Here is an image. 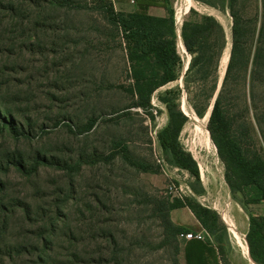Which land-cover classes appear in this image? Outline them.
Segmentation results:
<instances>
[{"label": "trees", "instance_id": "trees-1", "mask_svg": "<svg viewBox=\"0 0 264 264\" xmlns=\"http://www.w3.org/2000/svg\"><path fill=\"white\" fill-rule=\"evenodd\" d=\"M135 1L139 2L141 11L125 14L116 12L109 0L84 3L0 0V134H7L13 141L0 151V264H63L56 262V258L60 257L57 251L64 250L65 244L66 264H140V256L134 255V251L142 250L146 244L142 237L138 238L139 226L128 240L119 230L112 220L115 210L102 201L98 182L85 192L87 216L81 221L78 219L79 228L72 229L70 217L78 211L82 193L76 186V178L81 181L83 169L108 168L118 161L138 173H146L149 166L130 154L123 139L110 142L109 154H99L96 148L87 154L88 148L82 147L75 158L69 156V150H54L44 142L33 144V138L46 128L29 114L37 98L28 93L23 96L19 88L24 82L10 76L22 73L23 64L18 60L24 54L52 55L54 62L65 53L66 43H56L55 35L66 32V18L73 10L97 16L92 18V26L87 30L98 34L94 40L103 39L98 43L100 47L107 49L111 44H118L126 54L130 83L118 88L124 90L132 102L119 117L130 115L131 109L148 113L153 110V94L181 80V85L157 96L167 114L166 125L157 133V146L169 165L187 171L201 186L196 162L178 142L187 122L179 104L180 95L184 93L194 114L198 118L208 117L207 131L223 164L229 194L248 217L245 234L248 255L254 264H264V216L250 212L251 206L264 204V0H194L228 14L231 19L229 44L223 26L213 16L185 19L178 33L172 7L175 0H160L165 17L148 15L144 6L148 7L149 3ZM248 2L253 9L248 8ZM189 14L196 15L193 9ZM44 39L50 41L45 43ZM180 44L185 58L188 57L186 70H183L185 61L179 53ZM227 47L229 57L221 77L219 67ZM93 49L94 46H89L77 52V65L82 64ZM44 77L49 88L56 85V76ZM27 78L29 82L36 81L33 76ZM54 96L49 91L45 98L52 103ZM149 117L154 120L151 113ZM51 121L53 127L61 125L73 134L69 120ZM96 122L90 117L77 129L78 134L90 132ZM46 169L65 176L61 185L38 196V199H47L44 203L27 202L23 192L11 196L8 176L12 172L23 180L24 189L33 188L36 193L40 187L35 181ZM104 192L110 197L111 191ZM146 203L151 206L150 217L160 229L154 250L163 252L166 264H179L177 238L185 231L170 219L169 213L175 208L190 209L214 238L222 256L225 248L230 247L226 228L218 227V214L210 209L168 197L151 198Z\"/></svg>", "mask_w": 264, "mask_h": 264}, {"label": "rangeland", "instance_id": "rangeland-1", "mask_svg": "<svg viewBox=\"0 0 264 264\" xmlns=\"http://www.w3.org/2000/svg\"><path fill=\"white\" fill-rule=\"evenodd\" d=\"M75 1L84 3L90 0ZM181 2L182 0L172 2L174 17ZM135 3L126 2L125 6L128 9L134 6ZM191 3V6L189 4L185 5L183 12L181 10L177 14L181 17L179 23L174 19L178 32L185 19L195 20L202 15H210L215 17L223 26L229 44L231 19L228 14L201 5L194 0ZM247 5L250 9L254 8V6L251 7L250 2ZM186 8L193 9L196 15L191 16ZM96 17L84 10L69 12L68 18H66V32H59L55 35L56 43H66L63 46L67 48L64 51L65 53L54 59V62L52 61V55L46 57V54H36L31 57L29 54H24L18 60L19 64H23L22 73L10 76L20 78L21 83L24 82L19 88L23 96L28 93L37 98L31 105L33 106V112L29 114L38 124H45L46 128L39 136L33 138V144L44 142L43 144L54 148V150H69L71 152L69 156L75 158L78 149L82 147L88 148L87 154L91 153L93 148H96L99 154H109L111 152L110 142L113 139H123L127 142L130 154L142 160L150 168L146 173H138L127 164L122 165L116 161V164L108 168L83 169L81 181L76 178V186L81 189L82 195L79 198L78 211L73 212L74 215L70 217L72 229L75 228L74 226L79 228L77 225L78 219L81 221L87 216L84 209L85 192H87L89 186H93L98 182V186L101 188L99 192L102 201L110 207L113 206L115 212L112 213V220L115 224H118L119 230L125 233L124 236L127 240L131 237L136 226H139L136 230L140 233L138 238L142 237L145 240L144 243H146L142 250L134 251V255L138 254L140 256V264H166L163 252L154 250V246L159 240L160 229L157 227L158 223L150 217L151 206L146 202L155 197H168L171 199L176 194L175 190L178 187V182L173 184L170 193L167 189V178L161 173L155 162L154 154H161V152L157 146V134L154 135L153 131L156 129L158 133L167 122V114L164 106L157 98L158 94L166 89L181 85V80L157 90L151 98L153 110L148 113L131 109L130 115L119 117L123 112L122 110L132 102L130 96L124 90L118 88V86H128L130 83L128 81L129 68L125 58L126 54L118 44H111L108 47L109 49L98 45V43L103 42V39L94 40V37L98 34L95 31L87 30V27L92 26V18ZM98 23L101 24V22ZM43 41L48 43L50 40L44 39ZM90 41L91 44H89ZM89 46H94L95 49L89 50L91 55L86 56L83 63L77 65V52L81 53ZM58 51L61 52V46H59ZM179 53L186 62L180 45ZM64 67L66 68L64 69ZM185 67L186 63L184 69ZM57 68H63L64 70ZM220 72L221 69L219 68V75L221 76ZM49 74L52 77L56 76V85L52 88H49V84L44 80V76ZM29 75L33 76L36 81L29 82L27 78ZM49 91L55 94L52 103L45 98L46 93ZM179 104L181 111L187 117V122L178 137V142L192 156L198 166L199 173L200 167H202L204 176L200 173V186L186 171L188 176L182 181L185 192L182 199L178 200L198 204L217 213L219 218L218 227L224 226L226 228L228 242L231 236L239 255L238 258L233 257V250L229 243L230 247L225 248L223 253L224 263L244 264L245 259H243V256L247 245L245 236L240 234V219L244 220V214L240 212L241 207L232 200L229 194L224 180L223 164L217 156L216 148L211 142L207 131V119H204L205 117L198 118L194 114L184 93L180 95ZM149 113L153 115V121L150 120ZM90 117L97 120L95 127L88 133L78 134L77 129L81 128ZM56 118L69 120L70 123L68 124L71 125L73 134L61 125L56 128L53 127V121L51 120ZM12 143L13 141L7 134H0V151L6 149ZM207 144H210L208 152L205 151V145ZM64 176L61 172H51V170L46 169L44 173H40V177L35 181L40 187L39 191L37 189L35 193L33 188L24 189L21 186L23 180L19 178L17 173L12 172L8 176L11 185V196H17L19 192H23L27 197V202L42 204L47 199H38V196H42L46 190L51 191L61 185ZM108 190L111 191L110 197L105 195L106 192H104ZM254 206L255 210L262 207L260 204ZM225 218L231 220L233 231H228V228H231L225 224ZM57 253L60 257L56 258V262L66 264L68 261L67 257H64L67 253L66 244L64 250H58Z\"/></svg>", "mask_w": 264, "mask_h": 264}, {"label": "crops", "instance_id": "crops-1", "mask_svg": "<svg viewBox=\"0 0 264 264\" xmlns=\"http://www.w3.org/2000/svg\"><path fill=\"white\" fill-rule=\"evenodd\" d=\"M113 4V7L116 12L122 13H133L137 11H141L139 9V2L135 3L134 6L130 8H126V2L129 0H109ZM141 1V0H140ZM144 2H148V7H145L144 12L148 15L155 16V17H165L166 11L163 7L160 0H143ZM132 3V4H134ZM186 66L188 65V57H186ZM186 68V67H185ZM185 70V69H184ZM262 207L255 210V206L250 208V212L252 215H259L264 216V204H260ZM240 212L244 214V220L241 218L240 222V234L245 236L248 230V217L243 210L240 209ZM171 221L176 225L185 230L181 235L178 236L177 241L179 245V255H178V263L179 264H223V256L220 254L214 238L212 236L211 239H206L204 241L198 240H188L184 237L185 234L188 233H203L205 232L203 226L197 220V218L193 215L190 209L186 206L175 208L170 211L169 213ZM220 215V214H219ZM228 231H230L228 229ZM232 237H234L232 235ZM229 243L233 250V257H239L237 250L235 249V245L232 241L231 236L229 237ZM243 261L244 264H254L249 255L248 250L247 253H244ZM238 264V263H237Z\"/></svg>", "mask_w": 264, "mask_h": 264}, {"label": "built area", "instance_id": "built-area-1", "mask_svg": "<svg viewBox=\"0 0 264 264\" xmlns=\"http://www.w3.org/2000/svg\"><path fill=\"white\" fill-rule=\"evenodd\" d=\"M129 1L131 4L134 3V0H129ZM174 19H176V16L174 17ZM153 134L154 135L157 134L156 129L153 131ZM154 159H155L156 164L160 168L161 173L167 178V189L170 193L172 192V189L174 186L173 184L175 182H178V187L175 190L176 194L171 199H182V195H184V192H185L184 191L185 186L182 184V181H184L187 178L188 176L187 172L184 170H181L178 167H173L169 165L164 160L162 155L159 153L154 154ZM184 237L188 240H198V241H204L206 239H209V240L211 239L210 235L206 231L203 233H195V234L188 233V234H185Z\"/></svg>", "mask_w": 264, "mask_h": 264}, {"label": "bare ground", "instance_id": "bare-ground-1", "mask_svg": "<svg viewBox=\"0 0 264 264\" xmlns=\"http://www.w3.org/2000/svg\"><path fill=\"white\" fill-rule=\"evenodd\" d=\"M192 2V0H182V2H181V4H180V6H179V8L177 9V12H176V22L177 23H179L180 22V16H178L177 14H179L180 13V11L181 12H183V7L185 6V5H187V4H189L190 6H191V3ZM192 6H194V5H192ZM180 47L182 48V50H184L183 49V47H182V44H180ZM228 47H227V49L224 51V54H223V56H222V59H221V62H220V69H221V77H222V74L224 73V68H225V66H226V63H227V60H228ZM208 117L206 116L204 119H207ZM203 126V125H202ZM207 138V137H206ZM210 142V141H209ZM209 147H210V144H207V145H205V151H209ZM203 172H204V170H202V167H200V173H201V175L202 176H204V174H203ZM225 224L226 225H228L231 229V231H233L234 229H233V225H232V222H231V220L229 219V218H225ZM244 253L246 254L247 253V248H245V250H244Z\"/></svg>", "mask_w": 264, "mask_h": 264}, {"label": "water", "instance_id": "water-1", "mask_svg": "<svg viewBox=\"0 0 264 264\" xmlns=\"http://www.w3.org/2000/svg\"><path fill=\"white\" fill-rule=\"evenodd\" d=\"M179 33V32H178ZM183 47V46H182ZM228 61V60H227ZM227 64V63H226ZM186 68H187V66H186ZM186 68H185V70H186ZM225 68H226V66H225ZM224 71H225V69H224ZM224 74V73H223ZM211 109V108H210Z\"/></svg>", "mask_w": 264, "mask_h": 264}]
</instances>
